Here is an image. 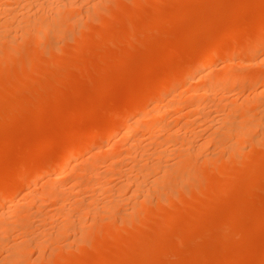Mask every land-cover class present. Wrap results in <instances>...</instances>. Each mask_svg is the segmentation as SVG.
<instances>
[{
	"label": "rangeland",
	"instance_id": "1",
	"mask_svg": "<svg viewBox=\"0 0 264 264\" xmlns=\"http://www.w3.org/2000/svg\"><path fill=\"white\" fill-rule=\"evenodd\" d=\"M16 1L0 0L15 22L0 35V264H264V0H75L51 25L38 6L30 28ZM212 45L209 79L185 74ZM233 70L218 97L197 95Z\"/></svg>",
	"mask_w": 264,
	"mask_h": 264
},
{
	"label": "bare ground",
	"instance_id": "2",
	"mask_svg": "<svg viewBox=\"0 0 264 264\" xmlns=\"http://www.w3.org/2000/svg\"><path fill=\"white\" fill-rule=\"evenodd\" d=\"M2 1V0H1ZM28 1V0H27ZM31 1H32V3H31ZM29 0V2H30V4H28V3H25V1H24V3L25 4H27V5H30L29 7L31 8L33 5V3H34V7H32V8H34V10L33 9H31V10H33V11H30L29 9V7H27V5L25 6V4L23 3V1H22V3L23 4H21V5H17L18 7H17V9L19 8V12H17L18 14H20V16H22V19H23V21L25 20V18H27L28 20L26 21H24V23L23 24H25V22L26 23H28V22H30V23H28V24H30L28 27L30 28V27H32V26H35V21H36V25H37V27H38V25L40 26V25H42L41 23L39 24V21H37L36 19L38 18V16L36 15V16H34L35 14H32L34 11L35 12H37L38 13V6L39 7H41V8H43L42 10H41V8H39L41 11H42V13H43V11L44 10H46V13H47V11L48 12H51V11H49V9H50V6H51V9L52 10H54V13H50V14H52L53 16H52V18H50L49 20L46 18L45 19V17L44 18H42V19H40V21L41 20H45V24H46V22H48V21H50V24L49 25H51V21H53L54 22V20H55V22H54V24L55 23H59V16H61V19H62V16H63V14L66 16V14H67V16H68V12H71V11H75V10H78L77 8L78 7H81L80 5L81 4H79L80 2H83V1H86V0H81L80 2H78V3H76L75 2V0ZM34 1V2H33ZM37 1V2H36ZM55 1H56V6L55 5H53V3H55ZM77 1H79V0H77ZM18 2H21L20 0L18 1H16V2H14V3H18ZM1 3V2H0ZM36 3V4H35ZM89 3V2H88ZM91 3V2H90ZM15 4V5H16ZM19 4V3H18ZM24 5V6H23ZM53 5V6H52ZM94 5V4H93ZM21 8H20V7ZM37 6V7H36ZM55 6V7H54ZM90 6H92V5H90ZM5 7V6H4ZM13 7V6H12ZM35 7H36V9H35ZM47 7H49V9H46ZM53 7H54V9H53ZM3 8V7H2ZM7 8V7H6ZM6 8H4V11H5V9ZM11 8V7H10ZM8 9L7 11H8V13H12V14H14L15 12H16V7H14V9ZM11 10H13L12 12H10ZM31 12V14L29 13V11ZM7 11H5L6 13H7ZM40 11V12H41ZM64 11H66L65 13H64ZM34 12V13H35ZM40 12L38 13V14H40ZM63 12V13H62ZM93 12V11H92ZM0 13H1V11H0ZM2 13H4L3 11H2ZM1 13V14H2ZM17 13H15V14H17ZM29 13V14H28ZM36 13V14H37ZM44 13H45V11H44ZM91 13V12H90ZM14 14V15H15ZM11 15V14H10ZM10 15H9V17H8V20L12 17V15H11V17H10ZM31 15H33V17L35 18L36 17V19H32V18H30L31 17ZM43 16L44 14H40V16ZM47 15V14H46ZM77 15V14H76ZM224 15V14H223ZM16 16V15H15ZM20 16H18V20L16 19V21H19L20 22V24H21V19L19 18ZM26 16V17H25ZM30 16V17H29ZM220 16V15H219ZM64 17V16H63ZM77 17V16H76ZM16 18H17V16H16ZM30 18V19H29ZM84 18V17H83ZM12 19V18H11ZM10 19V20H11ZM53 19V20H52ZM56 19H58V20H56ZM74 19H77V18H74ZM82 19V18H81ZM7 20V19H6ZM9 20V22H11V24L10 25H14L15 26V22L13 21L12 22V20L10 21ZM13 20H15V18L13 19ZM30 20H32V21H30ZM43 20V21H44ZM76 21H78V20H76ZM6 22V21H5ZM9 22H8V26H9ZM18 22V23H19ZM52 22V23H53ZM64 22V21H63ZM12 23H14V24H12ZM22 24V25H23ZM27 24V25H28ZM33 24V25H32ZM43 25L42 27H44V26H46V25ZM2 25H4V23L2 22ZM1 24H0V26H2ZM7 25H4V27L5 26H7ZM48 25V26H49ZM7 26V29L6 28H4V27H2L1 29H4V30H1L0 29V31H1V34L0 35H2L3 36V31H4V33H6V30H8V31H10L9 29L12 27H8ZM21 26V25H20ZM63 26V25H62ZM204 26V25H203ZM24 27V26H23ZM55 27H56V25H55ZM9 28V29H8ZM12 28H14V27H12ZM45 28H49V27H45ZM51 28V27H50ZM22 29H25V31H26V29H28V28H26V27H24V28H22ZM51 29H53V28H51ZM21 30V29H20ZM19 30V31H20ZM12 31V30H11ZM64 31V30H63ZM36 32H38V30H36ZM40 32V31H39ZM55 32V31H54ZM58 31H56L55 33H57ZM21 33V32H20ZM11 35V34H10ZM22 35V34H21ZM14 36H15V34H14ZM18 36V35H17ZM16 36V37H17ZM41 37V36H40ZM74 37V36H73ZM73 37L71 36V38L73 39ZM14 38V37H13ZM7 39V38H6ZM17 39V38H16ZM25 39V38H24ZM21 40V39H20ZM45 40V39H44ZM43 40V41H44ZM52 40V39H51ZM1 41V40H0ZM18 42V41H17ZM52 42H53V40H52ZM220 43V42H219ZM43 44V43H42ZM14 45H15V43H14ZM230 46V45H229ZM13 50V49H12ZM219 50V47H216V45H212V46H206V47H204V48H202L199 52H198V54L195 56V58H194V60L192 61V63L190 64V67L187 69V71L185 72V74H190V73H192L193 72V74H197V73H199V74H201L202 72H203V70L204 69H206V66H208L210 63H211V61L218 55V51ZM253 51V50H252ZM11 52V51H10ZM228 53V52H227ZM9 54V53H8ZM240 64V63H239ZM236 65V64H235ZM248 65V64H247ZM238 70V69H237ZM235 71V70H233V71H229L228 73L229 74H231V79H229L227 82L225 81V82H223V80H221L220 79V77L218 76V77H214V79H212V80H214L216 83L214 84V85H211V87L209 88V85H208V87L207 88H205V89H202V90H198V94L197 95H202V96H205V97H213V96H216V97H218L217 96V91L218 90H220L221 89V87H223V88H225L224 87V85H229V84H233V83H235V81H236V83H237V79L239 78V77H241L240 75H241V73L239 72V71ZM241 70V69H240ZM196 72V73H195ZM205 72V71H204ZM243 72V71H242ZM1 74V73H0ZM214 74V73H213ZM173 75V74H172ZM191 75V74H190ZM174 76V75H173ZM172 76V77H173ZM225 76V75H224ZM243 76H244V74H243ZM208 77H209V73H208ZM200 80H206V78H207V75H206V73L205 74H201L200 75ZM196 79V78H195ZM207 79H209V78H207ZM210 81V80H209ZM223 82V83H222ZM160 83V82H159ZM174 84V80L173 79H171L170 81H168V82H165L164 83V85H162L159 89L157 88V90H156V93H154L155 94V96L157 95V93H162V92H164V91H166L167 89H169L172 85ZM203 84V83H202ZM201 86V85H200ZM203 88H204V86H203ZM222 88V89H223ZM155 89H156V87H155ZM196 91V90H195ZM195 91L193 92V93H195ZM221 91V90H220ZM223 91V90H222ZM230 91V90H229ZM151 92V91H150ZM149 92V93H150ZM153 92H154V90H153ZM197 92V91H196ZM127 93V92H126ZM221 94V93H220ZM218 95H219V92H218ZM142 97V96H141ZM137 98H138V96H137ZM143 98V97H142ZM145 98V97H144ZM214 98V97H213ZM212 98V99H213ZM236 98V97H235ZM146 99V98H145ZM210 99V98H209ZM252 99H254V98H252ZM132 100V99H131ZM147 100H148V98H147ZM178 100V99H177ZM232 100V99H231ZM237 100V99H236ZM235 100V101H236ZM251 100V99H250ZM143 101H144V99H141V98H139V99H133L132 101H129L128 102V104L126 105V107H127V111H126V113L123 115V117L121 118V120L123 121V125H128L129 124V122H130V120H131V117L134 115V113L136 112V110H137V108H139V107H141V105H143L144 103H143ZM146 101V100H145ZM249 101V100H248ZM247 101V102H248ZM125 102V101H124ZM178 102V101H177ZM252 102H253V100H252ZM127 103V102H126ZM150 103V102H149ZM212 103V102H211ZM220 103V102H219ZM159 104V103H158ZM215 104V103H214ZM159 106V105H158ZM202 106H204V105H202ZM208 106V105H207ZM206 106V107H207ZM217 106V105H216ZM248 107H250V106H248ZM124 108V107H123ZM244 108V107H243ZM175 109V108H174ZM234 109V108H233ZM235 111V110H234ZM245 111V110H244ZM211 112V111H210ZM229 114V113H228ZM115 115V114H114ZM207 115V114H206ZM232 115H233V113H232ZM249 115V114H248ZM228 117H229V115H227ZM234 117V116H233ZM261 118V117H260ZM233 119V118H232ZM147 120V119H146ZM231 120V119H230ZM236 120H238V119H236ZM135 121V120H134ZM153 121H154V119L152 120V119H150L149 120V122H152L153 123ZM169 121V120H168ZM221 121V120H220ZM226 122L227 121H229V120H225ZM224 121V122H225ZM234 121H235V119H234ZM262 121V120H261ZM136 122V121H135ZM147 122V121H146ZM149 122H147L148 123V125H150V123ZM222 122H223V120H222ZM230 122V121H229ZM237 122V121H236ZM235 122V123H236ZM245 122V121H244ZM228 123V122H227ZM262 123V122H261ZM111 124V123H110ZM117 124V123H116ZM169 124V123H168ZM212 124H214V123H212ZM221 124V123H220ZM232 124V123H231ZM237 124V123H236ZM144 125H146V124H144ZM147 125V126H148ZM226 125V124H225ZM241 125H243V124H241ZM142 126V125H141ZM222 125H220L219 127H221ZM226 126H229V124L228 125H226ZM248 126V125H247ZM246 126V127H247ZM142 127H144V126H142ZM138 128V127H137ZM226 128V127H225ZM230 128V127H229ZM228 128V129H229ZM240 128V127H239ZM243 128V126L241 127V129ZM245 128V127H244ZM145 129V128H144ZM227 129V130H228ZM237 129V128H236ZM241 129L238 131V132H241ZM247 130H248V132H249V129L248 128H246ZM229 130H231V128L229 129ZM245 130V129H244ZM100 131V130H99ZM232 131H234V130H232ZM252 131V130H251ZM97 132V131H96ZM176 132V131H175ZM219 132V131H218ZM236 133L237 135L238 134H240V133ZM243 132V131H242ZM247 132V131H246ZM246 132H245V134H246ZM247 132V133H248ZM104 133H108V132H104ZM214 133V132H213ZM221 133V132H220ZM232 133H234V132H232ZM230 134V133H229ZM252 134V133H251ZM222 135H224V133L222 134ZM234 135V134H233ZM217 136V135H216ZM250 135H248L247 136V138L249 137ZM179 138V137H178ZM184 138V137H183ZM218 138V137H217ZM240 138H242V137H240ZM246 137H244V139H245ZM264 138V137H263ZM176 139V138H175ZM243 139V140H244ZM217 140V139H216ZM220 140V139H219ZM215 141V140H214ZM230 141V140H229ZM93 142V141H92ZM208 142V141H207ZM222 142V141H221ZM239 142V141H238ZM242 142H244V141H242ZM140 143V142H139ZM216 143V142H215ZM223 143V142H222ZM232 143V142H231ZM254 143H255V141H254ZM76 141L74 142V144L73 145H71L70 147H68L64 152H63V154L59 157V158H57V159H55L54 161H52L50 164L48 163V165H45V166H43V165H35L36 167V169H37V172L38 171H53V170H58L59 168H62L64 165H66L68 162H69V160H71V158H73L75 155H78V145L76 146ZM180 144V143H179ZM192 144V143H191ZM203 144V143H202ZM205 144H207L206 142H205ZM208 145H209V143H208ZM207 145V146H208ZM222 145V144H221ZM238 145V144H237ZM256 145V144H255ZM178 146V145H177ZM203 146H204V144H203ZM202 146V147H203ZM206 146V145H205ZM224 146V145H223ZM226 146V145H225ZM227 146H228V144H227ZM230 146H231V144H230ZM109 147V146H108ZM217 147V146H216ZM236 147V146H235ZM238 147V146H237ZM96 148V147H95ZM132 148V147H131ZM165 148V147H164ZM199 148H200V146H199ZM228 148V147H227ZM166 149V148H165ZM196 149V148H195ZM236 149V148H235ZM98 150V149H97ZM105 150V149H104ZM107 150V149H106ZM229 150V149H228ZM102 151V150H101ZM108 151V150H107ZM106 151V152H107ZM171 151V150H170ZM236 151H237V149H236ZM78 152V153H77ZM114 152V151H113ZM185 152V151H184ZM187 152V151H186ZM199 152H200V150H199ZM228 152H230V151H228ZM233 152V151H232ZM202 153V152H201ZM238 153V152H237ZM152 154V153H151ZM179 154V153H178ZM182 154V153H181ZM189 154V153H188ZM195 154H198L197 152H195ZM164 155H166V154H164ZM192 155V154H191ZM204 155V154H203ZM184 156V155H183ZM198 156V155H197ZM231 156V155H230ZM98 157V156H97ZM187 157V156H186ZM190 157V156H189ZM208 157V156H207ZM150 158V157H149ZM159 158V157H158ZM181 159H183V158H181ZM180 159V160H181ZM187 160V159H186ZM208 160V159H207ZM137 161V160H136ZM72 162V161H71ZM142 162V161H141ZM144 162V161H143ZM94 163H96V162H94ZM158 163V162H157ZM160 163V162H159ZM179 163V162H178ZM181 163V162H180ZM195 164V163H194ZM77 165V164H76ZM142 165H144V164H142ZM148 165V164H147ZM151 165H152V163H151ZM156 165V164H155ZM154 165V166H155ZM145 166V165H144ZM70 167V166H69ZM143 167V166H142ZM159 167V166H158ZM179 167V166H178ZM79 168V167H78ZM141 168V167H140ZM145 168V167H144ZM155 168V167H154ZM173 168V167H172ZM76 169V168H75ZM91 169V168H90ZM89 169V170H90ZM94 169V168H93ZM149 169V168H148ZM175 169V168H174ZM193 169V168H192ZM71 170H72V168H71ZM96 170V169H95ZM140 170V169H139ZM146 170V169H145ZM153 170H156V169H153ZM173 170V169H172ZM171 170V171H172ZM84 171V170H83ZM93 171V170H92ZM97 171V170H96ZM65 172V171H64ZM140 172V171H139ZM144 172V171H143ZM155 172V171H154ZM162 172V171H161ZM147 173V172H146ZM150 173V172H149ZM173 173V172H172ZM72 174V173H71ZM85 174H87V172L85 173ZM92 174H94V173H92ZM91 174V175H92ZM96 174H97V172H96ZM175 174H176V172H175ZM79 175V174H78ZM89 175V174H88ZM87 175V176H88ZM136 175V174H135ZM84 176H86V175H84ZM95 176V175H94ZM141 176V175H140ZM143 176V175H142ZM166 176V175H165ZM169 176V175H168ZM36 177V176H35ZM139 177V176H138ZM159 177V176H158ZM163 177V176H162ZM29 178V177H28ZM145 178V177H144ZM164 178H166V177H164ZM140 179H141V177H140ZM139 179V181H141ZM29 182H31V180H32V177H30L29 178ZM35 180V179H34ZM90 180V179H89ZM106 181V180H105ZM134 181H135V179H134ZM138 180H137V183L136 182H134L133 184H139L138 185V187H141L142 185H140V183L141 182H139ZM146 181V180H145ZM161 181V180H160ZM46 182V181H45ZM44 182V183H45ZM79 182H81V181H79ZM103 182H104V180H103ZM34 184V183H33ZM75 184H77V183H75ZM107 184V183H106ZM130 184V183H129ZM141 184H143V181H142V183ZM28 185V184H27ZM48 185V184H47ZM73 185V184H72ZM79 185V184H78ZM145 185V184H144ZM116 186V185H115ZM122 186V185H121ZM62 187V186H61ZM85 187V186H84ZM138 188L137 186H134V188ZM60 188V187H59ZM122 188H124V187H122ZM142 188H144L143 186H142ZM125 189V188H124ZM147 189H149V188H147ZM109 190H111V188H109ZM119 191H121L120 189H118ZM131 190V189H130ZM145 190V189H144ZM148 192V191H147ZM146 192V193H147ZM5 193V192H4ZM35 193V192H34ZM38 193V192H37ZM50 193H52V192H50ZM56 193V192H55ZM26 194V193H25ZM60 194H64V193H60ZM59 194V195H60ZM78 194V193H77ZM96 194V193H95ZM101 194H102V192H101ZM143 194H145V193H143ZM72 195V194H71ZM127 195V194H126ZM126 195H124V196H126ZM136 195V194H135ZM150 195V194H149ZM20 196V195H19ZM101 196V195H100ZM132 196V195H131ZM142 196V195H141ZM140 196V197H141ZM2 197V196H1ZM0 197V211H1V213H0V217H2L4 214V212L6 211V209H5V204H6V202H5V200L6 199H4L3 197L1 198ZM59 197V196H58ZM57 197V198H58ZM61 197H63V196H61ZM135 197V196H134ZM137 197V196H136ZM21 198V197H20ZM25 198V197H24ZM82 198V197H81ZM144 198V197H143ZM89 199H90V197H89ZM97 199V198H96ZM130 199H132V198H130ZM141 199V198H140ZM139 199V200H140ZM147 199V198H146ZM145 198H144V200H146ZM59 200V199H58ZM75 200V199H74ZM93 200V199H92ZM139 200H137V201H139ZM142 200V199H141ZM35 201V200H34ZM54 202H55V200H54ZM57 202V201H56ZM95 202V201H94ZM99 202V201H98ZM35 203V202H34ZM86 203V202H85ZM59 204V203H58ZM82 204H84L83 202H82ZM88 204H89V201H88ZM95 204V203H94ZM7 205V204H6ZM78 206L80 205V204H77ZM108 205H110V204H108ZM138 205H140L141 206V204H138ZM8 206V205H7ZM11 206V205H10ZM82 206V205H81ZM81 206H79V207H81ZM89 206V205H88ZM132 206V205H131ZM136 206V205H135ZM139 206V207H140ZM76 207V206H75ZM138 207V208H139ZM72 209H73V207H71ZM83 209L85 208V206H83L82 207ZM147 208V207H146ZM5 209V210H4ZM11 209V208H10ZM83 209L82 210H79L80 212H79V214L81 213H83L84 211H83ZM88 209V208H87ZM90 209V208H89ZM133 209H134V207H133ZM14 210V209H13ZM17 210V209H16ZM38 210V209H37ZM62 210V209H61ZM61 210H60V212H61ZM64 210V209H63ZM62 210V211H63ZM100 210V209H99ZM112 210V209H111ZM73 211V210H72ZM71 211V212H72ZM106 212H107V209L105 210ZM139 211H140V209H139ZM69 213V212H68ZM77 213V212H76ZM93 213V212H92ZM5 214H7V213H5ZM60 214V213H59ZM84 214V213H83ZM82 214V215H83ZM86 214H88V211L83 215V216H85ZM95 214V213H94ZM99 214V213H98ZM97 214V215H98ZM2 215V216H1ZM72 214H70V216H71ZM82 215H80V216H82ZM88 215H90V214H88ZM92 215V214H91ZM109 215V214H108ZM40 216V215H39ZM48 216V215H47ZM62 216H63V214H62ZM94 216V215H93ZM92 216V217H93ZM105 216V215H104ZM4 217V216H3ZM21 218V221L22 220H24V222L26 221L24 218L26 217H24V215L22 216H20ZM23 217V218H22ZM60 217V216H59ZM66 217V216H65ZM125 217H127V216H125ZM128 217H130V216H128ZM12 218V217H11ZM58 218V217H57ZM72 218V217H71ZM71 218H70V221H71ZM79 218H81V217H79V216H77V219L78 220H76L75 222H77V221H81V219H83V218H81V219H79ZM126 219V218H125ZM124 219V220H125ZM129 219V218H128ZM18 221H19V219H17ZM58 220V219H57ZM73 220V219H72ZM84 221H85V218L83 219ZM90 220V219H89ZM96 220V219H95ZM15 221V220H14ZM21 221H19V222H21ZM62 221V220H61ZM60 221V222H61ZM83 221V222H84ZM105 221V220H104ZM224 221V220H223ZM23 222V221H22ZM23 222V223H24ZM38 222V221H37ZM42 222V221H41ZM40 222V223H41ZM65 222V221H64ZM71 222H73V221H71ZM108 222V221H107ZM39 223V222H38ZM48 223V222H47ZM55 223V222H54ZM74 223V222H73ZM86 222H84L83 224H85ZM103 223V222H102ZM105 223V222H104ZM25 224V223H24ZM49 224V223H48ZM80 224V223H79ZM78 224V225H79ZM16 225V224H15ZM66 225V224H65ZM8 226V225H7ZM17 226V225H16ZM87 226V225H86ZM79 227H81V226H79ZM9 228V227H8ZM10 228H12V227H10ZM36 228V227H35ZM83 228V227H82ZM81 228V229H82ZM89 228V227H88ZM37 229V228H36ZM76 229V228H75ZM32 230V229H31ZM73 230V229H72ZM11 231H13V230H11ZM11 231H9V232H11ZM6 232V231H5ZM9 232L8 233H6V234H9ZM76 232V231H75ZM4 233V232H3ZM15 233V232H14ZM18 233V232H17ZM23 233V232H22ZM46 233H48V232H46ZM77 233V232H76ZM10 234H12V233H10ZM5 235V234H4ZM43 235V234H42ZM47 235V234H46ZM57 235V234H56ZM83 235V234H82ZM0 236H1V233H0ZM5 236H7V235H5ZM4 236V237H5ZM13 236V235H12ZM24 236V235H23ZM48 236H49V234H48ZM79 236H80V234H79ZM10 237V236H9ZM39 237V236H38ZM222 237V236H221ZM41 238H42V236H41ZM52 238V237H51ZM80 238V237H79ZM1 239L2 238H0V242H1ZM35 239V238H34ZM40 239V238H39ZM236 239V238H235ZM52 240V239H51ZM78 240H81V239H78ZM6 241V240H5ZM29 241V240H28ZM31 241V240H30ZM38 240H36V243H38V242H40L41 243V241H38ZM33 242H35V241H33ZM33 242H30V244L31 243H33ZM44 242V241H43ZM42 242V243H43ZM52 242H54L53 240H52ZM5 243V242H4ZM55 243V242H54ZM5 244H7V242L5 243ZM24 244V243H23ZM22 244V245H23ZM44 244V243H43ZM14 245V244H13ZM19 245H21V244H19ZM28 245H29V243H28ZM33 245V244H32ZM36 246L38 245V244H35ZM34 245V246H35ZM44 246V245H43ZM23 247V246H22ZM3 248H5V247H3ZM9 248V247H8ZM27 248V247H26ZM1 249V248H0ZM7 249V248H6ZM2 250V249H1ZM27 250V249H26ZM18 251V250H17ZM23 251H25V250H19V252H23ZM8 252V251H7ZM14 253V252H13ZM16 253V252H15ZM39 253V252H38ZM18 254V253H17ZM7 255V254H6ZM10 255V254H9ZM7 258V257H6ZM13 257H11V260L13 261V259H12ZM17 258V260L16 261H18L19 259H21L20 258V256H19V259H18V257H16ZM16 258H14V259H16ZM5 259V258H4ZM24 259V258H23ZM8 260V259H7ZM9 261V260H8ZM7 261V262H8ZM16 261H14V262H16ZM21 261H23L22 259H21ZM35 262V261H34ZM242 263V262H241ZM8 264V263H7ZM16 264V263H15Z\"/></svg>",
	"mask_w": 264,
	"mask_h": 264
}]
</instances>
